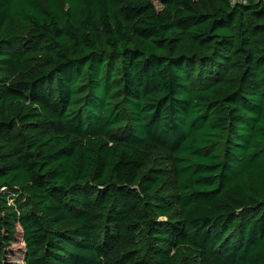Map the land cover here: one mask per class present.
I'll return each instance as SVG.
<instances>
[{"label":"trees","instance_id":"1","mask_svg":"<svg viewBox=\"0 0 264 264\" xmlns=\"http://www.w3.org/2000/svg\"><path fill=\"white\" fill-rule=\"evenodd\" d=\"M264 264V0H0V264Z\"/></svg>","mask_w":264,"mask_h":264},{"label":"rangeland","instance_id":"2","mask_svg":"<svg viewBox=\"0 0 264 264\" xmlns=\"http://www.w3.org/2000/svg\"><path fill=\"white\" fill-rule=\"evenodd\" d=\"M157 7H161V1L162 0H152ZM238 1H242V0H238ZM23 247V243L22 242H17V243H14L13 244V248L12 250L14 251L15 255H11V260L12 262H14L15 264H24V261H23V257L18 254L20 251V249H22Z\"/></svg>","mask_w":264,"mask_h":264}]
</instances>
